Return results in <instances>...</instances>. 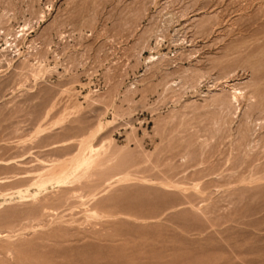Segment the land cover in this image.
I'll use <instances>...</instances> for the list:
<instances>
[{
  "label": "rangeland",
  "instance_id": "1",
  "mask_svg": "<svg viewBox=\"0 0 264 264\" xmlns=\"http://www.w3.org/2000/svg\"><path fill=\"white\" fill-rule=\"evenodd\" d=\"M0 264H264V0H0Z\"/></svg>",
  "mask_w": 264,
  "mask_h": 264
},
{
  "label": "bare ground",
  "instance_id": "2",
  "mask_svg": "<svg viewBox=\"0 0 264 264\" xmlns=\"http://www.w3.org/2000/svg\"><path fill=\"white\" fill-rule=\"evenodd\" d=\"M236 94V93H235ZM236 96V95H235Z\"/></svg>",
  "mask_w": 264,
  "mask_h": 264
}]
</instances>
